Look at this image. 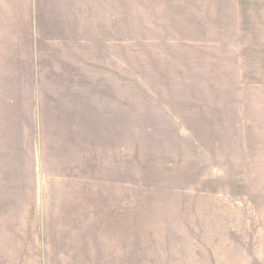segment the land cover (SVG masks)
Returning a JSON list of instances; mask_svg holds the SVG:
<instances>
[{
    "label": "rangeland",
    "instance_id": "rangeland-1",
    "mask_svg": "<svg viewBox=\"0 0 264 264\" xmlns=\"http://www.w3.org/2000/svg\"><path fill=\"white\" fill-rule=\"evenodd\" d=\"M0 264H264V0H0Z\"/></svg>",
    "mask_w": 264,
    "mask_h": 264
},
{
    "label": "crops",
    "instance_id": "crops-1",
    "mask_svg": "<svg viewBox=\"0 0 264 264\" xmlns=\"http://www.w3.org/2000/svg\"><path fill=\"white\" fill-rule=\"evenodd\" d=\"M63 88V87H62ZM60 88V89H62ZM66 101V103L64 102V106L65 107H71V104H72V101L70 100V98H66L64 99ZM67 116H71V112L70 110L66 113ZM90 119V117H89ZM83 129L88 133V131L90 130V127L88 125V120H83ZM62 126H66L67 124L66 123H61Z\"/></svg>",
    "mask_w": 264,
    "mask_h": 264
}]
</instances>
